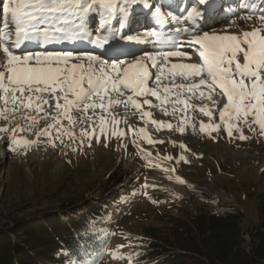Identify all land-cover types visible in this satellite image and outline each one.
<instances>
[{
  "label": "snow or ice",
  "instance_id": "6c2138e0",
  "mask_svg": "<svg viewBox=\"0 0 264 264\" xmlns=\"http://www.w3.org/2000/svg\"><path fill=\"white\" fill-rule=\"evenodd\" d=\"M207 3L209 0H198L199 5ZM139 4L151 7L147 0H0V120L4 121V126H0V138L8 134L9 150L23 148L27 151L41 143L57 147V140L68 147L63 137L75 141L77 137L70 129L85 120L89 123L80 131L79 148L85 143L91 147L93 139L100 143L101 138L107 147L112 137L126 147L123 145L126 133L119 128L121 120L110 109L120 105L137 111H141L143 105L156 107L147 97H155L164 105L166 97L161 96L159 82L166 72L190 83L165 87V93L171 94L173 88L188 92L203 88L213 105L217 103L214 96L223 101L219 110L221 123H201V132L205 129L219 132L222 124L230 139L243 141L248 139L243 130L247 125L253 133L258 131L264 136V12L250 31L227 34V29H222L223 34H217L203 31L196 23L203 12L194 4L187 11L186 20L193 22L190 27L177 28L175 35L167 38V45L161 43V50L136 58L134 53L125 50L124 42L139 44L145 41L123 30L133 5ZM253 15L254 9L241 19L251 22ZM153 16L161 27L167 23L159 6L155 7ZM181 34L187 39L178 44ZM144 35L160 41L162 33L152 31ZM53 45L61 47H49ZM88 46L94 51H75L77 47ZM183 47L194 49L192 55L198 54L199 62L172 63L168 67L170 58L189 55L181 50ZM149 62L157 69L154 74L156 87L148 86L153 77ZM200 95L204 96L205 91L201 90ZM176 96V103L188 107L187 100L179 99L180 91ZM139 97H145L142 103ZM200 111L208 117L213 114L207 107ZM151 116L150 111H142L141 118ZM42 120L45 125L37 127ZM64 120L68 127L64 126ZM151 123L159 128L173 127L156 120ZM184 130V127L179 128L181 133ZM25 131H31L36 138L21 137L19 134ZM128 131L135 132L131 127ZM139 131L149 144L157 143L146 135L144 128ZM72 150L75 152L77 148ZM164 159L172 160L173 157ZM180 161L188 162L184 155L179 156L177 163ZM176 180L184 182L179 177ZM122 247L118 246L109 255L113 259L131 261L132 255L124 257L119 252ZM89 255L83 260H73L72 264H95V259L87 258Z\"/></svg>",
  "mask_w": 264,
  "mask_h": 264
},
{
  "label": "rangeland",
  "instance_id": "374dc122",
  "mask_svg": "<svg viewBox=\"0 0 264 264\" xmlns=\"http://www.w3.org/2000/svg\"><path fill=\"white\" fill-rule=\"evenodd\" d=\"M147 3L150 8H145L143 4L133 5L128 25L123 30L125 34H134L136 30L156 32V27L149 25L156 6L167 17L168 30L173 31L193 24L186 17L187 11L195 4L203 12V17L196 23L202 30L217 34H223L222 29H227V34L250 31L257 17L264 12V0H220L212 15L205 13L198 0H147ZM253 9L255 15L251 22L241 19ZM147 10V27L136 28L139 26L134 24L136 18ZM176 60L170 58L169 63ZM149 67L153 78L148 86L156 87L154 73L157 69ZM181 83L188 84L190 81L179 75L172 77L166 72L159 82L161 96L166 97L164 105H160L155 97H147L157 106L150 108L143 105L141 111L131 107L125 109L123 105L110 109L123 121L125 137L130 140L126 147L112 137L107 141V147L101 138L100 143L93 139L91 147L85 143L82 149L79 148L78 137L81 129L88 126L87 120L70 129L77 137L75 141L63 137L68 147L57 140V147L41 143L27 151L23 148L11 151L7 147L8 134H3L0 138V225L18 220L41 223L42 215L49 212L67 221L74 219L73 213H84L87 206L110 208L101 222L107 244L102 255L100 253L92 258L95 264H143V260L137 258L140 252L137 241L142 239L147 227L162 225L166 214H184L197 208L220 213L237 210L244 216L242 228L245 232L254 226L258 222L257 199L264 194V136L258 131L253 133L247 125L243 126V130L248 139L243 141L230 139L222 124L219 132L208 129L201 132V123H221L219 110L223 101L214 96L217 103L213 105L203 88L204 96L200 95L201 90L188 92L173 88L171 94L164 92L165 87ZM177 91H180L179 99L187 100L188 107L176 103ZM144 98L139 97L138 100L142 103ZM202 107L209 108L212 116L204 115L200 111ZM142 111H150L152 116L141 118ZM74 115L79 117L78 113ZM151 120L165 125L170 123L173 127L159 128ZM45 123L42 120L37 127H43ZM63 124L68 127L66 120ZM0 126H4L3 120H0ZM129 127L135 130L134 134L128 131ZM180 127H184L183 133L179 131ZM141 128L157 143L149 144L140 133ZM19 135L27 139L36 138L31 131ZM73 148L77 151L74 152ZM147 153L151 156L147 157ZM180 155H184L188 162L177 163ZM166 156L173 159L165 160ZM113 172L122 176V181L108 186L107 179ZM176 177L184 182L179 183ZM169 187H180L181 191ZM117 198L120 200L117 201ZM244 239L246 244L248 236L245 235ZM120 245L123 247L119 252L124 257L132 255L131 261L127 258L113 259L109 255Z\"/></svg>",
  "mask_w": 264,
  "mask_h": 264
},
{
  "label": "trees",
  "instance_id": "16d2710c",
  "mask_svg": "<svg viewBox=\"0 0 264 264\" xmlns=\"http://www.w3.org/2000/svg\"><path fill=\"white\" fill-rule=\"evenodd\" d=\"M121 181L122 176L113 172L107 184ZM108 209L91 205L67 221L49 212L41 223L18 220L0 225V264H72L86 254L92 259L107 244L101 222ZM257 210L258 222L246 232L244 216L237 210L197 208L166 214L162 225L143 231L137 258L143 264H264V194L257 199Z\"/></svg>",
  "mask_w": 264,
  "mask_h": 264
},
{
  "label": "bare ground",
  "instance_id": "6f19581e",
  "mask_svg": "<svg viewBox=\"0 0 264 264\" xmlns=\"http://www.w3.org/2000/svg\"><path fill=\"white\" fill-rule=\"evenodd\" d=\"M215 1V3H214ZM220 0H209V3H207L206 5H203L204 6V11L206 14H209V15H212L213 13L216 12L217 10V4ZM214 3V5H213ZM143 10V9H142ZM144 11V10H143ZM149 13V10L143 12L140 14V16H138V18H136V22H134V24L136 25H139L137 26L136 28H144L145 27L143 25H148V19H147V14ZM163 14V13H162ZM143 15V16H142ZM141 17V18H139ZM165 17V16H164ZM167 17H165L166 19ZM150 19H152V22H150L149 25L153 24V26L156 27V32H161L162 33V36H161V40L160 41H157L156 40V37L154 36H145L144 34L149 32V31H145V32H142V31H139V30H136L134 31V34H131L133 36H141L143 39H144V43H135L134 41L133 42H124L123 46L125 48L126 51L130 52V53H134L136 55V58L137 57H140L142 55H145L146 53H151V52H154L156 47L155 46H152L151 50L150 48H147V46H151V45H161V43L163 44H167L168 42V37L169 36H174L175 35V30L174 29L173 31H169L168 30V24L166 23L163 27H161L160 25L156 24V22H153L155 21V17L153 15L150 16ZM129 21V20H128ZM146 23V24H145ZM132 24V25H134ZM191 24V23H189ZM127 25H128V22H127ZM126 25V26H127ZM142 25V26H141ZM192 25V24H191ZM134 26H132L133 28ZM151 27V26H150ZM186 27H189V26H186ZM126 30V28H125ZM203 31H206V30H203ZM124 32V31H123ZM185 39H187L186 35L184 34H181L178 38H177V43L180 44L182 43ZM136 46V47H135ZM49 47H52V46H49ZM63 47H66L68 49H72L73 46L72 45H64ZM196 48H198L199 46L196 45L195 46ZM136 48V49H134ZM142 49V50H141ZM181 50L185 51L186 53L190 54V53H193L194 49L192 48H188V47H183ZM134 51H138L137 52H134ZM174 59L177 58L176 61L172 62V63H192L190 60H186L185 57L184 58H178V57H173ZM194 60L198 61L199 62V58H198V54L196 55V57L194 58ZM172 63H169L168 67H170V65ZM149 65L151 66L150 62H149ZM150 68V67H149ZM155 74V73H154ZM171 76V75H170ZM153 78V77H152ZM152 78L150 80H152ZM149 80V81H150ZM152 108V107H151ZM122 124H123V121L121 120V123L119 125V128L123 130L122 128ZM130 140L126 137L123 138V144L126 145V143H128ZM2 151V150H1ZM169 189L171 190H176V191H181V188L180 187H169Z\"/></svg>",
  "mask_w": 264,
  "mask_h": 264
}]
</instances>
